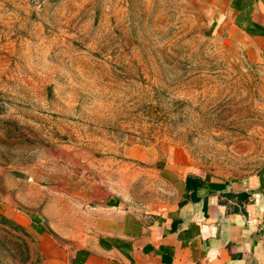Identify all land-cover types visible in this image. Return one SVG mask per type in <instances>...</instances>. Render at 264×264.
<instances>
[{"label":"rangeland","instance_id":"1","mask_svg":"<svg viewBox=\"0 0 264 264\" xmlns=\"http://www.w3.org/2000/svg\"><path fill=\"white\" fill-rule=\"evenodd\" d=\"M206 20L204 0H0V188L34 184L62 237L108 193L170 204L169 162L264 176L262 67ZM6 231L0 258L21 262Z\"/></svg>","mask_w":264,"mask_h":264},{"label":"crops","instance_id":"2","mask_svg":"<svg viewBox=\"0 0 264 264\" xmlns=\"http://www.w3.org/2000/svg\"><path fill=\"white\" fill-rule=\"evenodd\" d=\"M204 13L210 33L260 63L264 77V0H204ZM159 172L161 184L176 192L170 204L142 213L108 193L83 204L84 219L62 237L46 226L51 204L44 195L36 202L34 184L24 183L23 191L15 183L0 188V228L7 233L10 225L13 246L27 254L22 263L0 258V264H264V176L216 180L187 173L177 161ZM186 175L202 180L192 195L184 188ZM57 212L67 223L61 204Z\"/></svg>","mask_w":264,"mask_h":264},{"label":"trees","instance_id":"3","mask_svg":"<svg viewBox=\"0 0 264 264\" xmlns=\"http://www.w3.org/2000/svg\"><path fill=\"white\" fill-rule=\"evenodd\" d=\"M201 185H202V180H200L198 177H194V176H191V175H186L185 176L184 188H185L186 191L187 190L190 191V195L193 194L192 192H193V190L196 187H199ZM239 197L241 198L242 202H244V203L248 201V197H247V195H245V193L239 194Z\"/></svg>","mask_w":264,"mask_h":264}]
</instances>
